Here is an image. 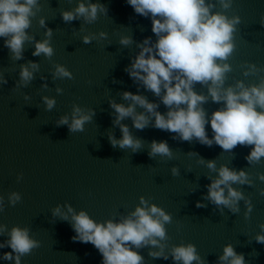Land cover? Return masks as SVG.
I'll use <instances>...</instances> for the list:
<instances>
[{"label": "water", "instance_id": "95a60500", "mask_svg": "<svg viewBox=\"0 0 264 264\" xmlns=\"http://www.w3.org/2000/svg\"><path fill=\"white\" fill-rule=\"evenodd\" d=\"M78 2L38 0L31 26L26 29L32 39L25 42L21 60L12 58L0 38V74L7 80L0 84V225L4 226L0 242L9 239L13 227L27 228L39 247L23 256L22 264H100L99 252L91 244L73 241L70 222L53 215V209L59 205L67 212L64 206L69 204L76 212L87 211L98 222L119 220L134 211L140 197H144L149 204L171 214V222L165 224L166 238L161 241L169 257L173 246L193 243L205 264H220L218 257L223 247L232 244L237 253H243L246 264H264V244L253 239L264 223V195L260 194L264 182L258 179L264 173V158L250 165L244 157L251 146L237 145L232 152H225L215 144L208 147L195 139H173L174 133L151 124L143 130L136 129L131 118L122 123L128 125L134 138L141 140L140 149L133 152L131 148L112 147L109 134L119 139L121 132L113 123L115 115L109 101L127 104L122 91H137L124 68L139 51L137 42L146 36L153 40L156 37L151 32V21L136 14L126 0H91L103 4L107 14L98 11L92 23L83 18L63 21L61 12L74 9ZM209 2L216 5L213 11L241 17L235 33L236 49L227 61L232 71L227 74L225 87L238 79H244L246 84L258 82L264 73L244 77L242 71L245 62L264 67V26L260 23L264 0H233L228 9H223L219 0ZM41 18L45 26L40 25ZM47 28L52 29L51 37L45 35ZM101 32L106 37H101ZM84 36L92 37L91 43H83ZM123 36H131L133 43L121 45ZM44 39H50L53 55L33 56L36 41ZM30 61L38 63V70L30 83L21 85L20 66ZM58 64L72 73L71 79L53 75ZM58 88L62 91L57 92ZM195 90L207 94L206 87L199 83ZM140 92L158 101L151 92L143 88ZM45 96L55 98L51 110L42 100ZM74 106L85 113L95 111L83 131L70 132L67 125L58 123L63 116L71 122ZM219 106L211 99L204 105L209 114ZM136 110L143 111L140 107ZM159 111L167 109L160 104ZM206 128L211 136L210 126ZM153 139L167 140L172 157H149ZM190 152L198 155H189ZM201 157L205 161L214 159L217 168L226 164L249 173L251 186L233 185L253 205L247 217L245 200L239 202V212L232 213L204 199L209 177L216 173L199 163ZM174 166L179 175H172ZM13 192L21 196L14 205L9 203ZM197 201L207 207H196ZM155 250L159 249L145 246L138 250L144 257L142 264H173L171 258L150 256L149 252ZM7 251L11 249H0V256ZM0 264L13 262L0 259Z\"/></svg>", "mask_w": 264, "mask_h": 264}, {"label": "clouds", "instance_id": "9594fccd", "mask_svg": "<svg viewBox=\"0 0 264 264\" xmlns=\"http://www.w3.org/2000/svg\"><path fill=\"white\" fill-rule=\"evenodd\" d=\"M126 3L136 14L151 21V32L156 39L146 36L137 42L139 51L129 58L130 62L124 68L137 86L135 93L122 91V99L128 103L109 101L115 115L113 123L119 126L121 132L119 139L109 134L112 147L131 148L133 152L140 149L141 140L134 138L128 125L122 123L125 118H131L136 129L143 130L151 124L154 128L174 133L173 139L189 142L195 139L208 147L218 145L225 152H232L237 145L251 146L244 159L250 165L261 162L264 158V75H260L255 83L246 84L244 79H238L234 85L225 87L227 74L232 71V65L227 61L236 49L235 33L241 17H229L225 12L213 11L216 5L209 0H126ZM219 3L223 9H228L233 0H219ZM37 4L38 0H0V38H3L5 47L15 60L23 58L24 44L32 39L26 29L31 26ZM98 11L107 14L108 10L103 4L79 0L74 9L61 12V17L65 22L83 18L85 22L92 23L97 19ZM39 23L45 26L44 18ZM260 23L264 26V16H261ZM45 35L51 37L52 29L47 28ZM106 35L100 33L101 37ZM91 39L84 36L83 43H91ZM119 43L127 46L133 43V38L123 36ZM53 53L50 39H44L36 41L32 55L51 57ZM36 70L38 63L35 61L22 64L18 83L26 86L34 78ZM259 73H264V67L245 62L244 77ZM53 75L72 78V73L59 64ZM6 83L7 80L0 74V84ZM197 83L206 87L207 94L195 90ZM141 88L151 92L158 101L149 100L140 92ZM61 91L57 89V92ZM209 99L220 105L211 114L204 107ZM42 100L48 110L55 106L54 97L45 96ZM160 104L165 106L166 112L159 111ZM137 107L143 111L138 112ZM94 115V110L85 113L74 106L71 122L68 116H63L58 123L67 125L70 132L83 131L84 124ZM206 125L210 126L211 136ZM148 155L171 158L172 150L167 140L153 139ZM189 155L198 154L190 152ZM199 163L216 173L214 177H209L204 199L217 208L224 206L232 213L239 212V202L245 197L233 185L251 186L249 173L243 168H231L226 164L217 168L214 159L205 161L201 157ZM171 173L179 175V169L174 166ZM258 179L264 182V173ZM260 194L264 195V189L260 190ZM20 199V194L13 192L9 203L14 205ZM245 205L247 217L253 205L250 200H245ZM64 207L67 212H63L58 205L53 209V215L70 222L73 241L91 244L99 252L100 264H142L144 257L138 250L145 246L159 249L149 252L153 258H171L173 264H193L194 261L205 264L193 243L173 246L170 257L164 252L161 241L166 238L165 224L171 222V214L156 204H149L144 197H140V204L134 211L119 220L98 222L85 210L76 212L69 204ZM196 207L207 205L197 201ZM220 210L223 211L222 208ZM259 228L253 239L264 244V223ZM3 229L4 226L0 225V232ZM5 247L11 251L3 252L0 259L22 264V257L38 248L39 242L29 236L27 228L13 227L9 239L0 242V249ZM218 260L220 264H246L243 253H237L232 244L223 247Z\"/></svg>", "mask_w": 264, "mask_h": 264}]
</instances>
